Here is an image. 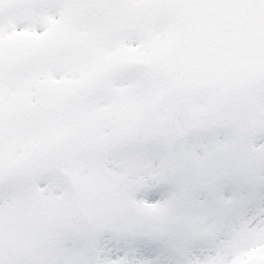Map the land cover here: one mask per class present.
<instances>
[{"label": "snow or ice", "instance_id": "snow-or-ice-1", "mask_svg": "<svg viewBox=\"0 0 264 264\" xmlns=\"http://www.w3.org/2000/svg\"><path fill=\"white\" fill-rule=\"evenodd\" d=\"M0 264H264V0H0Z\"/></svg>", "mask_w": 264, "mask_h": 264}]
</instances>
